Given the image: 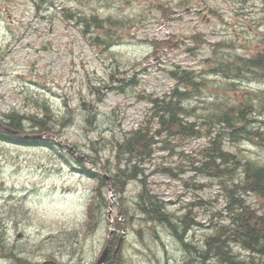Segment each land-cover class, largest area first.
<instances>
[{
    "label": "rangeland",
    "instance_id": "1",
    "mask_svg": "<svg viewBox=\"0 0 264 264\" xmlns=\"http://www.w3.org/2000/svg\"><path fill=\"white\" fill-rule=\"evenodd\" d=\"M257 57L259 67L243 66ZM176 68L199 77L186 121H217L220 111L246 104L253 107L247 127L258 126L264 0H0V122L11 111L41 118L46 105L57 139L0 137V264H95L106 244L105 264H223L213 257L203 262L199 252L230 221L225 182L195 170L208 125L196 137L158 138L142 164L143 180L169 203L180 234L186 215L190 227L182 238L143 221L135 204L140 182L131 181L119 196L107 177L98 190L97 178L81 166L111 176L113 142L139 124L151 125L149 98L176 87L169 74ZM32 130L26 124V133ZM223 131L224 149L237 151L240 162L264 165V140L239 133L234 142ZM239 175L238 168L233 177ZM237 191L245 204L261 207L254 195ZM228 248L236 259L250 260L239 244ZM257 258L264 264V255Z\"/></svg>",
    "mask_w": 264,
    "mask_h": 264
},
{
    "label": "trees",
    "instance_id": "2",
    "mask_svg": "<svg viewBox=\"0 0 264 264\" xmlns=\"http://www.w3.org/2000/svg\"><path fill=\"white\" fill-rule=\"evenodd\" d=\"M260 60L245 61L243 66H260ZM222 68L230 67L229 63ZM180 68H176L179 70ZM169 74L177 80L176 87L163 97L149 98L151 104L152 123L139 124L134 129L127 131L121 138L115 139L114 145V169L109 177V183L112 192L116 195L123 196L126 192L127 185L131 181L140 182V191L136 195V208L143 221L151 224H161L171 228L176 236L182 238L184 231L190 225L186 221V215L181 220L182 231L178 232L180 226L176 220L172 219V215L168 210V202L160 199L153 190L149 188L143 173L145 172L142 164L149 161L155 151V145L159 142L158 138L168 136L166 141H170L176 136L180 137H196L200 135V125L207 126L210 129L209 134L205 131L203 136L207 137L206 144L200 148L201 162L197 163L195 170L207 176L218 178L223 184L225 182L227 204L225 209L229 214V225H220L216 227L213 235L206 238L205 250H201L200 258L203 262L210 258H217L223 264H258L257 257L264 255V165L254 161L246 160L240 162L236 153H232L224 149V132L227 130L235 142L238 140L239 133L246 135L249 139L252 136L264 140V120L256 127H247L251 121L247 113L253 110L251 105L240 104L239 106H231L224 111H220L214 117L217 121L206 119L197 124V120L188 122L185 120L187 115H192L193 110L186 105L190 100V96L198 91L200 83L198 76L189 71H169ZM180 84V85H179ZM182 88V90L179 89ZM4 124L8 127L26 132V124L30 123L33 133H54L50 130L51 124L50 110L46 105L42 108V117L20 115L16 111L4 113ZM145 123V122H144ZM217 125L219 129L212 130ZM204 130H208L205 129ZM212 130V131H211ZM0 137L13 140H19L15 136L0 131ZM24 143L39 142L34 138H25L20 140ZM79 164L82 162L77 159ZM83 171H87L97 178L98 190L106 186V181L102 176L86 170L83 165ZM240 169V175L233 177L236 169ZM163 173L173 174L168 168H161ZM226 181L231 183L227 184ZM251 193L256 197L261 207H252L244 203L237 194L238 191ZM93 203L89 204L90 220L93 219ZM181 223V222H180ZM229 242H235L242 246L243 249L250 252V260L236 259L228 248ZM186 245V244H185ZM196 250L195 248H193Z\"/></svg>",
    "mask_w": 264,
    "mask_h": 264
},
{
    "label": "water",
    "instance_id": "3",
    "mask_svg": "<svg viewBox=\"0 0 264 264\" xmlns=\"http://www.w3.org/2000/svg\"><path fill=\"white\" fill-rule=\"evenodd\" d=\"M0 129H4V130H6V131H8L10 133L16 134L18 137H30V135H23L22 133H20L18 131H13L12 129H10L8 127H5L1 122H0ZM36 137L42 138V135H38ZM50 137H54V136L50 135ZM108 252H109V247H108V244H106V246L104 247L103 251L101 252V254L98 257V259H97L95 264H105ZM41 264H45V262H43ZM53 264H57V263L53 262Z\"/></svg>",
    "mask_w": 264,
    "mask_h": 264
},
{
    "label": "bare ground",
    "instance_id": "4",
    "mask_svg": "<svg viewBox=\"0 0 264 264\" xmlns=\"http://www.w3.org/2000/svg\"><path fill=\"white\" fill-rule=\"evenodd\" d=\"M180 85V84H179ZM202 87V86H201ZM90 117V116H89ZM92 119V118H91Z\"/></svg>",
    "mask_w": 264,
    "mask_h": 264
}]
</instances>
